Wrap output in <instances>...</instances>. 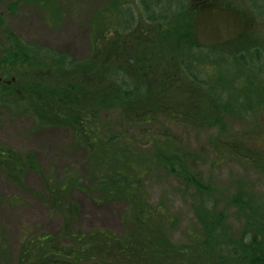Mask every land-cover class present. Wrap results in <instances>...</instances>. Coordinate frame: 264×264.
<instances>
[{
    "label": "trees",
    "instance_id": "obj_1",
    "mask_svg": "<svg viewBox=\"0 0 264 264\" xmlns=\"http://www.w3.org/2000/svg\"><path fill=\"white\" fill-rule=\"evenodd\" d=\"M140 2L148 29L136 27L137 13L128 6L117 16L123 41L108 50L102 47L107 35L103 16L96 12L89 22L90 56L84 60L20 39L4 26L0 14V38L8 46L1 52L0 67L11 66L14 72L0 78V105L32 118L36 128L69 132L82 156L80 164L64 168L63 176L52 180L42 175L32 152L0 150L6 179L37 172L43 180V204L62 218L57 235L23 241L16 264H264V202L239 189L218 209L222 200L197 171V157L174 147L166 135L153 134L159 119L195 131L222 130L227 117L263 107L264 47L255 43L256 32L242 14L240 37L209 47L197 43L193 13L229 7L197 1L186 18L179 3ZM19 6L37 7L59 25L66 18L67 0H13L7 10L14 13ZM176 16L188 21L179 31ZM172 20L176 25L170 27ZM147 38L151 47H167L136 51L135 44ZM199 60L209 61V69L201 70ZM172 94L183 97L166 99ZM221 149L229 154L235 145L222 142ZM159 173L189 194L195 227L184 243L170 240L176 217L163 203L153 202L145 187ZM72 191L125 205L122 234L73 232L79 210L71 202ZM230 210L240 224L237 231L229 223Z\"/></svg>",
    "mask_w": 264,
    "mask_h": 264
},
{
    "label": "rangeland",
    "instance_id": "obj_2",
    "mask_svg": "<svg viewBox=\"0 0 264 264\" xmlns=\"http://www.w3.org/2000/svg\"><path fill=\"white\" fill-rule=\"evenodd\" d=\"M12 1L0 0V14L7 29L22 40L66 53L78 60H84L90 56L89 22L99 10V14L102 13L103 16L101 18L103 34H107L102 47L105 46L107 50L123 41L125 35L121 34L124 33L123 25L120 21L118 22L117 16H122V12L128 6L134 13L136 11L138 16L136 27H139L141 32L149 26L145 21L147 15L142 9L140 0H67L66 18L60 25L48 21L37 7L19 6L12 13L7 10V4ZM152 1L156 0H148L149 3ZM158 1L163 5L168 3L184 5L187 18L188 14L192 15L195 11L197 1L201 0ZM208 1L212 5L226 6L244 15L250 27L256 32L253 34L256 36L255 43L258 42L259 46L264 47V0ZM116 7L118 9H115ZM154 10L156 11V8ZM256 13L261 14L260 19L255 17ZM186 18L180 21L178 16L175 17L181 25L176 28L177 31L186 24ZM174 20L169 22L170 27L176 25L173 23ZM152 24V26L155 25V23ZM93 31L94 29L92 33ZM151 40L142 39L139 42L141 45L136 43V51L149 48H157L160 51L167 47L164 43L151 47ZM7 47L0 38V57L1 52ZM200 51L204 52L203 49ZM199 62L203 63L201 70L209 69L205 66L209 61L199 60ZM13 73L11 66L0 67V78L13 76ZM261 86L264 89V83ZM248 89L252 91L253 88ZM253 96L250 95V97ZM165 97L181 100L183 94ZM35 126L32 118L12 113L11 110L0 105V150L17 154L32 152L42 175L52 180L61 178L64 168L72 169L81 163L82 156L73 148L69 132ZM222 127V130L218 127L210 131H195L159 119L155 122L153 134L166 135L173 142L174 147L197 157L195 161L197 171L204 181H209L215 187L217 197L222 200L219 201L218 209L223 208L225 201L223 199L234 195L239 189L264 202V172L262 170L264 106L249 109L242 115L227 117ZM136 135L138 140L142 139L140 134ZM227 141L235 145V149H232L233 152L229 154L221 149L222 142ZM157 176L158 179L152 177L145 187L153 202L163 203L176 217V226L169 232L170 240L173 243H184L187 234L191 233L195 227L193 215L189 210V194L184 193L183 188L171 178L161 173ZM12 178L14 180L6 179L2 169L0 170V264H16L20 244L26 239L42 234L53 237L62 230L61 216L50 211L41 200L43 180L39 174L35 171H24L18 179ZM70 199L79 210V217L71 228L73 232L85 234L91 231H103L118 236L122 234L125 205L106 203L96 194L86 195L79 191H72ZM232 213V210L228 212L229 223L232 230L237 231L240 224L232 217Z\"/></svg>",
    "mask_w": 264,
    "mask_h": 264
},
{
    "label": "water",
    "instance_id": "obj_3",
    "mask_svg": "<svg viewBox=\"0 0 264 264\" xmlns=\"http://www.w3.org/2000/svg\"><path fill=\"white\" fill-rule=\"evenodd\" d=\"M192 32L200 46L209 47L240 37L244 19L238 13L224 8H205L194 14Z\"/></svg>",
    "mask_w": 264,
    "mask_h": 264
}]
</instances>
